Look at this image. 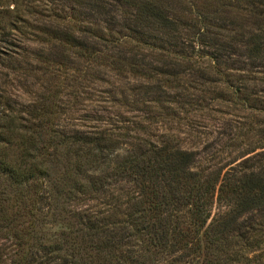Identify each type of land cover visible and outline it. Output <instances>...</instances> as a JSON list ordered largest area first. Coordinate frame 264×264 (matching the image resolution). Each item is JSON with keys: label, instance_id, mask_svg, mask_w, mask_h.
Instances as JSON below:
<instances>
[{"label": "trees", "instance_id": "obj_1", "mask_svg": "<svg viewBox=\"0 0 264 264\" xmlns=\"http://www.w3.org/2000/svg\"><path fill=\"white\" fill-rule=\"evenodd\" d=\"M237 111L264 127V0H0V264H264V128L213 171L174 145Z\"/></svg>", "mask_w": 264, "mask_h": 264}, {"label": "rangeland", "instance_id": "obj_2", "mask_svg": "<svg viewBox=\"0 0 264 264\" xmlns=\"http://www.w3.org/2000/svg\"><path fill=\"white\" fill-rule=\"evenodd\" d=\"M37 1L38 0H36V2ZM35 6H36V3H35ZM31 21L33 23H36L37 25H39V19H37L36 16L33 15V18ZM21 47L32 50V51H34V50L36 51V50L40 49L39 43L36 42L35 40H33L32 42H24ZM107 80H109L111 83L106 84V83L97 82L96 84H82L78 87L75 86V84H61L62 89L64 90V94H65L64 99L68 100V98L69 99L72 98V96L68 95V93L72 94L75 90H77L80 93L79 95H81L82 97L88 96L89 94H93V97L96 100H103L102 98H105L106 100L110 101L111 98H109L107 95H104L105 92H112V93H115L117 91L120 92L121 90L130 89V86L138 84V82L136 80L132 79L129 76L127 79H124L122 77L110 75L107 78ZM128 83H130V84H128ZM42 86H43L42 84H38L35 87L34 91L41 93L42 91H44ZM17 94L20 96V99L22 101L31 100V97L26 95L23 92H19ZM117 97L122 98L120 95H118ZM88 103L89 102L87 101L86 104H88ZM223 109L225 111L228 110L227 108H223ZM237 116L240 118H237ZM217 118H219V117H217ZM259 120H262V118L261 119L259 118ZM225 122H230V123L236 122L239 125L241 123L242 127H244L243 134L244 133L247 134L249 124H251V122L254 123L253 131L251 133L252 137L249 138L247 136L246 139L238 140V144L243 145V147L242 146L241 147L236 146L237 148L240 147L239 150L240 149L243 150V149H248V148H254L258 144H260V142H261L260 131L264 127L261 125L260 122H258L256 117L253 118L252 114L237 111L233 115H230V116L226 117L225 119L223 117V119H220L217 122L210 120V124H214V128L209 127L208 129L200 130L199 138H198V134H196V133H191L189 135V134H185V133L183 134V133L175 132L174 135L176 136V138H175L176 143L174 145L177 147H183V148H187V149H191V148L199 149L200 157H199L198 165H202V166H204V168L209 167V170H211V171L216 170L219 167H222L228 161L227 159H225L226 157L224 158V156H226V152H228L229 150L232 149V147H231V149L225 150L223 152V154H221V156L218 153H216L217 151L222 150L223 148H225V149L228 148V146L231 142V141L229 142V138L227 137V135L222 134V132H221V130L224 128L223 124H225ZM71 124H73V123H71ZM221 124L223 127H218ZM157 134H158L157 136L159 137L161 132H159ZM215 153L217 154L216 157H214ZM215 212L216 211H214V213ZM261 219H263V218L261 217ZM260 234H261L260 239L262 242L261 246L264 249V227L262 228V233H260Z\"/></svg>", "mask_w": 264, "mask_h": 264}]
</instances>
